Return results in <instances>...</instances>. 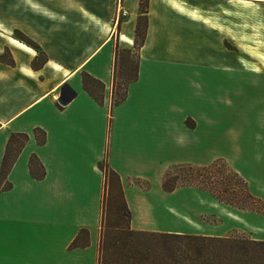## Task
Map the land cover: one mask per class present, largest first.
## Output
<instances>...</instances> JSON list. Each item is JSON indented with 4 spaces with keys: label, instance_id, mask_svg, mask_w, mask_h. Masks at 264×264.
Here are the masks:
<instances>
[{
    "label": "crops",
    "instance_id": "obj_1",
    "mask_svg": "<svg viewBox=\"0 0 264 264\" xmlns=\"http://www.w3.org/2000/svg\"><path fill=\"white\" fill-rule=\"evenodd\" d=\"M253 4L255 12L235 11ZM140 6L0 0V172L11 135H28L0 183V264H97L104 161L121 178L135 230L226 236L230 226L198 213H212V203L251 211L194 185L166 191L177 165L222 159L264 200V0ZM141 17L146 35L136 49ZM117 46L133 50L136 64L126 98L114 103ZM122 54L120 72L129 70ZM86 75L103 83L90 82L95 96ZM62 88L75 92L66 105Z\"/></svg>",
    "mask_w": 264,
    "mask_h": 264
},
{
    "label": "trees",
    "instance_id": "obj_2",
    "mask_svg": "<svg viewBox=\"0 0 264 264\" xmlns=\"http://www.w3.org/2000/svg\"><path fill=\"white\" fill-rule=\"evenodd\" d=\"M147 7L148 0H141V11L146 12ZM146 27L147 20L146 18L141 17L136 29V49L144 42ZM16 35L18 38L35 47L36 49L40 48L37 42H35L32 38L26 36L24 33L16 31ZM116 52V65L114 69L116 82L113 91V102L119 103L126 98L127 85L129 81L135 76V71L131 77H128V82L126 83L124 89L119 88L120 91H116L118 57L120 54H122L123 51L119 49V46H117ZM132 52L133 54L130 50H128L126 51V55L122 54V62L124 64L126 63L127 65H129L133 60L134 62L132 64H136V55L133 50ZM40 54L43 55L41 51ZM0 59H6V54H0ZM125 71L121 72V76H124V74H126L124 73ZM90 82L95 84L94 87H96V89H98L99 87L102 88L103 83L90 75H86V77L84 78L85 87L90 91V93H92V95L95 96L96 94L91 88ZM27 139L28 135L25 133H14L11 135L7 146L4 165L2 171L0 172V183L4 181L10 165L12 164L14 158L17 156ZM220 161H222V159H218L210 165L199 167L192 165L173 166L166 172L163 181V187L164 189H166V191H172L179 186L194 185L202 190L212 193L220 201L228 205H231L238 209L251 210L264 214L261 209L250 206V201L264 205V200L254 195L250 191L248 183L243 178V176L231 168L230 169L233 171L234 175L239 178L238 184L240 185L239 187L242 192V196L238 195V193L234 191L232 193L230 191V187L224 188V193L222 192V194H220L216 191L215 188L204 185V183H207L210 178L209 175L205 176L206 171L216 166ZM101 168L105 174L102 219L105 214L106 206L108 208L110 207V211H112L113 205L114 207H116L117 200L120 199L123 218L125 221H127V228L129 229L130 233L137 235H157L166 238V245H164L166 249L164 252L161 249L151 247H147L145 250L139 248L137 252H135L131 256H128V258H121L119 264H264V239H256L246 234L209 236L201 234L154 232L132 229L130 225L131 210L127 204L119 174L108 164L107 161L101 163ZM178 168H189L191 170H194L198 174V177L196 178H199L201 176L202 178L189 180L187 176H180L175 173V170ZM111 176L114 177V179L118 183V192H114V184ZM204 177L206 182L204 181ZM7 185L8 183L6 182V186ZM105 236L106 229L103 230L101 226L98 257L99 264H103L105 256L104 254L109 250L108 244L105 243ZM72 245H77V240H75ZM150 258H153L154 260H151Z\"/></svg>",
    "mask_w": 264,
    "mask_h": 264
},
{
    "label": "rangeland",
    "instance_id": "obj_3",
    "mask_svg": "<svg viewBox=\"0 0 264 264\" xmlns=\"http://www.w3.org/2000/svg\"><path fill=\"white\" fill-rule=\"evenodd\" d=\"M246 5H236L235 11L236 13H244L246 10H252L250 12H255L254 10L257 9L256 5H250L245 7ZM247 8V9H246ZM244 11V12H243ZM0 37V41H1ZM240 41V40H239ZM241 40L240 45H246L245 43L242 44ZM260 57V56H259ZM262 58L264 56H261ZM134 60L132 61V63ZM132 63H128L129 70H126L124 76H121V72L117 71V88L116 91H120L119 88L125 87L126 83L128 82V77H131L134 74V65ZM178 166V165H177ZM229 166V167H228ZM237 171L233 167H231L226 161H220L216 166L206 171L205 176L209 175V180L207 183H204L205 186L215 188L216 191L222 194L224 188L230 187V191L233 193L236 192L238 195L242 196V192L240 190V185L238 184V177L234 175L231 169ZM238 172V171H237ZM175 173L180 176H187L190 179H201L198 177L197 172L191 170L189 168L185 169H176ZM239 173V172H238ZM211 174V175H210ZM240 174V173H239ZM111 179L114 184V192H118V183L111 176ZM205 181V177H204ZM206 182V181H205ZM249 187V186H248ZM112 189V188H110ZM224 193V192H223ZM228 194V193H227ZM230 194V193H229ZM198 201L202 204H208L209 201L207 198L197 196ZM120 199L117 200V205L114 207L113 210L110 211V207L106 206L105 214L102 219V229H106V236H105V243L108 244L109 250L104 255L103 264H119L121 258H128V256L133 255L135 252L142 248L145 250L147 247L161 249L163 252L165 251L166 247V238L157 235H137L130 233L129 229L127 228V221L124 220L122 209L120 205ZM250 206L261 209L264 212V205L260 203L250 201ZM212 213L209 214H200L196 217L200 221L204 222H217L223 224L219 226L220 230L230 226V229L225 232V234H246L252 236L256 239H264V215L256 212L246 211L239 212L237 209L225 208L223 205H215L212 203ZM229 210H234L236 214L229 212ZM198 211V210H196ZM231 215L229 216L228 215ZM233 216V217H232ZM235 217V218H234ZM101 230V228H100ZM191 234V233H190ZM100 242V241H99ZM159 251V250H158ZM154 260L153 258H150ZM107 261V262H106ZM99 264V262L97 263Z\"/></svg>",
    "mask_w": 264,
    "mask_h": 264
},
{
    "label": "water",
    "instance_id": "obj_4",
    "mask_svg": "<svg viewBox=\"0 0 264 264\" xmlns=\"http://www.w3.org/2000/svg\"><path fill=\"white\" fill-rule=\"evenodd\" d=\"M75 96L74 91H67L65 88H62L60 91V95L58 97V101L62 105L68 104L72 98Z\"/></svg>",
    "mask_w": 264,
    "mask_h": 264
},
{
    "label": "built area",
    "instance_id": "obj_5",
    "mask_svg": "<svg viewBox=\"0 0 264 264\" xmlns=\"http://www.w3.org/2000/svg\"><path fill=\"white\" fill-rule=\"evenodd\" d=\"M125 15H126V11L122 9V10H121V13H120V15H119V17H121V16H125ZM119 17H118V18H119Z\"/></svg>",
    "mask_w": 264,
    "mask_h": 264
}]
</instances>
